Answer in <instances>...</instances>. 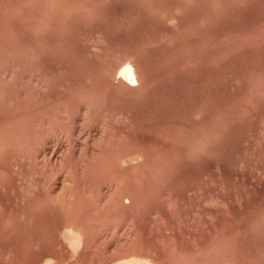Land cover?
Instances as JSON below:
<instances>
[{"label": "rangeland", "instance_id": "1", "mask_svg": "<svg viewBox=\"0 0 264 264\" xmlns=\"http://www.w3.org/2000/svg\"><path fill=\"white\" fill-rule=\"evenodd\" d=\"M0 264H264V0H0Z\"/></svg>", "mask_w": 264, "mask_h": 264}, {"label": "bare ground", "instance_id": "2", "mask_svg": "<svg viewBox=\"0 0 264 264\" xmlns=\"http://www.w3.org/2000/svg\"><path fill=\"white\" fill-rule=\"evenodd\" d=\"M136 60V59H135ZM138 63V62H137ZM137 65V64H136ZM119 71L116 72V75H115V79L118 80L119 82L121 81L123 84L125 85H128L129 87L130 86H133L134 85H140L141 83L139 81H141L139 78H142V77H139V73H138V70H137V67H135L134 65H132L130 62L128 61H121V63L119 64ZM140 68V67H139ZM109 70V69H108ZM141 70V68H140ZM143 72V71H142ZM108 76V75H107ZM143 79V78H142ZM110 83V82H109ZM113 86V85H112ZM115 86V85H114ZM106 87V86H105ZM137 87V86H136ZM139 87V86H138ZM104 88V87H103ZM108 88H109V85H108ZM121 88V87H120ZM118 89V88H117ZM123 89V88H121ZM136 89V88H135ZM106 90V88H105ZM112 90V89H110ZM124 90V89H123ZM121 91V90H120ZM107 92V91H106ZM109 94V93H108ZM51 141V140H50ZM66 180V179H65ZM65 183V181H64ZM61 186V184H60ZM57 188V187H56ZM61 188V187H60ZM59 188V189H60ZM63 188V187H62ZM57 190V189H56ZM55 191V190H54ZM61 191V189H60ZM125 201V200H124ZM132 201V200H131ZM123 206V205H122ZM128 208V207H127ZM79 230V229H78ZM124 234V233H123ZM127 234V233H126ZM129 237V236H128ZM125 238V236H124ZM86 241V240H85ZM84 241V242H85ZM107 261V260H106ZM104 262V261H103Z\"/></svg>", "mask_w": 264, "mask_h": 264}]
</instances>
